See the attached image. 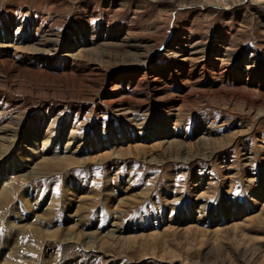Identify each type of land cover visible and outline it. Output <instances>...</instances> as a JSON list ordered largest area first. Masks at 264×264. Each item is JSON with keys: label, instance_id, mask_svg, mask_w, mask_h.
I'll return each mask as SVG.
<instances>
[{"label": "rangeland", "instance_id": "rangeland-1", "mask_svg": "<svg viewBox=\"0 0 264 264\" xmlns=\"http://www.w3.org/2000/svg\"><path fill=\"white\" fill-rule=\"evenodd\" d=\"M204 1L0 0V50L5 30L44 50L0 66V134L145 150L12 174L0 264H264V0Z\"/></svg>", "mask_w": 264, "mask_h": 264}, {"label": "bare ground", "instance_id": "bare-ground-1", "mask_svg": "<svg viewBox=\"0 0 264 264\" xmlns=\"http://www.w3.org/2000/svg\"><path fill=\"white\" fill-rule=\"evenodd\" d=\"M206 1L211 3V4L224 5V6L227 4L229 5V3L232 4L234 2V0H232V1H228V0H205L204 2H206ZM4 34L5 35L3 36V38H8L10 41L6 44H2L5 46H1V50H0V63H1V65L0 66H4V64H8V62H9L8 59H10L12 57H14L15 60H20V61L33 60V59H36L37 56H39L41 54V52H44L43 49L39 48L38 46H35L34 43L30 47H27V46H22V47L21 46H15L14 47L15 44H20V43L25 44V42H28V40H38L37 38H34L33 36H29V38H28V36H23V39H19L16 37L15 34L8 33V30H5ZM39 41L41 42V40H39ZM11 42H13V43H11ZM40 42H38V43H40ZM66 48L68 50L70 48V46L66 45ZM10 49H14V50L21 49V51H26L29 54H31L32 57L25 58V55L21 54V52H17V51L11 52ZM55 56H56L55 59L54 58H48L49 60L47 61L46 64L47 65H50L51 63L54 64L55 61H59V60L64 61V63L66 62V60L64 58H61V56H59V54H55ZM66 56H69V55L67 54ZM6 58H8V59H6ZM65 58H67V57H65ZM77 60H79V59H77ZM56 65H58V63H56L55 66ZM146 81H147L148 85L153 86L152 87L153 91L154 90L156 91L157 89H159L158 87H156L158 84L157 79L152 78L151 80H146ZM155 125H157V121H156V124L153 123V126H152L153 128H150L148 130V135H150L151 133H154V132L156 133V131H157V133H160L159 132L160 126L157 127ZM172 130L169 131V133H171V135L174 134L175 130H179V129L174 127ZM222 140H224V139H222ZM218 141L215 140L213 142V145L214 144H221ZM165 142L167 143L166 152H169L172 149H174L176 151L177 150L181 151L182 147L184 145V142L178 141V140L173 139V138L171 140L165 141ZM208 142H209V140H208ZM60 143H61V146H60ZM76 143H77V141H75L74 138L66 137L64 135L62 137H60L57 142H53L50 137H48L46 135L40 136V134H38V132L35 133L30 128L23 131V133L20 136L19 135H12V138L5 137V136L0 134V193H7L8 191L10 192V191L14 190L12 187L13 185L11 186V183H10L11 179L13 178L12 174H14V173L15 174L18 173L21 176L22 181L25 182V181H28L31 178H34L37 176L53 175V174H57V173L66 171L68 169H71L73 167L83 166L84 164L88 163L89 161L103 162L106 159H112L114 157H123V156L125 157V155H127V156H138L141 153L145 154V150L144 149L142 150L141 147H140L141 149H139V147H138L135 149H132V148L131 149H128V148L122 149V148H120L117 150H113L109 153H103V154L98 155V156L96 155V157H90L89 155L84 154L85 151L83 149H79L80 148V147L78 148L79 144L77 145ZM198 144H200V143H198ZM40 145H41V147H40ZM210 147H211V144H210ZM86 148L88 149L89 146L87 145ZM168 154H170V153H168ZM176 155H178V154L176 153ZM15 191H16V189H15ZM13 193H15V192H13ZM9 195H10V193H9ZM136 195H138V194H136ZM132 196H134V195H132ZM136 197H138V196H136ZM133 198L135 199V197H133ZM133 198H131V199L126 198V201H124L125 198H121L120 199L121 204L119 206L126 205L127 202H129V200H130V202H131V200L134 201ZM3 199H5V198H3ZM0 201L2 202L1 198H0ZM118 211L116 212V214L118 213ZM30 223H32V222H30ZM29 225H31V224H29ZM59 225L60 224H58V226ZM74 227H76V226H74ZM69 228H71V227H68V229ZM15 230H17V229H15ZM62 230L63 229H61V227L55 226L54 228L45 231V234L47 233L46 235L47 236L49 235V237H51V238L52 237H55V238L58 237V239H60V240L70 239L71 234L66 233L65 231L62 232ZM64 230H66V229H64ZM38 232H40V231H38ZM46 235H45V238H46ZM81 235H78V236H81ZM154 235H155V233L153 235L151 234L150 237H152ZM97 236H98V234H97ZM83 237H84V235H83ZM45 238H42V239H45ZM86 238H88V237H86ZM119 238H118L119 241L120 240H122L123 242L125 241L124 244L127 246L126 248H128L129 246H132L134 244V242H133L134 240L129 238V237H125V238H121V239H119ZM140 238L144 239V241L141 242V246L139 245L140 248L147 250L149 248V243L146 241V237H144V235H143ZM94 240H91L89 245L94 246V244L97 243V241H94ZM105 245H106V243L105 242L103 243V241L100 244L101 247L105 246ZM15 248H17V247H15ZM11 250H14V249H11ZM147 252L148 251H144L143 254H147ZM10 255L11 254H9V256ZM8 261L10 263V260H8ZM8 261H6V263Z\"/></svg>", "mask_w": 264, "mask_h": 264}]
</instances>
